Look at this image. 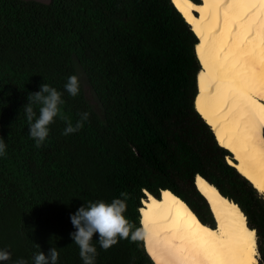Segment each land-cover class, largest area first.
Masks as SVG:
<instances>
[{"label":"trees","instance_id":"16d2710c","mask_svg":"<svg viewBox=\"0 0 264 264\" xmlns=\"http://www.w3.org/2000/svg\"><path fill=\"white\" fill-rule=\"evenodd\" d=\"M198 40L172 0H0V137L7 145L0 248L11 253L0 264H33L49 247L59 252L57 264H83L69 235L70 213L88 201L124 199L123 215L143 233V198L170 189L214 226L197 174L245 214L256 233L257 264H264V193L228 162L232 152L195 106ZM73 74L80 79L75 97L64 89ZM42 83L62 93L61 112L73 125L81 113L89 117L65 136L57 116L36 147L24 105ZM92 243L95 264H157L143 235L117 237L107 250L95 236Z\"/></svg>","mask_w":264,"mask_h":264},{"label":"bare ground","instance_id":"6f19581e","mask_svg":"<svg viewBox=\"0 0 264 264\" xmlns=\"http://www.w3.org/2000/svg\"><path fill=\"white\" fill-rule=\"evenodd\" d=\"M198 36L195 106L236 167L264 193V0H172ZM214 226L170 189L140 207L144 243L157 264H257L256 233L239 206L197 174Z\"/></svg>","mask_w":264,"mask_h":264},{"label":"clouds","instance_id":"9594fccd","mask_svg":"<svg viewBox=\"0 0 264 264\" xmlns=\"http://www.w3.org/2000/svg\"><path fill=\"white\" fill-rule=\"evenodd\" d=\"M65 91L75 97L80 92V79L76 74L70 75L64 85ZM64 103L62 93L56 88L42 83L39 90L32 92L28 97V103L24 105L25 117L28 123V134L34 139L35 146L41 147L49 134V125L59 116L66 122L63 135L79 131L83 123L88 120L89 113L83 112L73 125L71 120L61 112ZM34 105H39L38 113ZM6 143L0 137V157L6 154ZM122 196L124 194H121ZM126 211L124 199L114 198L110 203L103 200L88 201L81 204L74 213H70V221L75 231L69 235L79 247V255L83 264H95L98 255L93 245V237H96L100 247L107 250L117 243V237L129 238L133 241L142 237L143 233L131 223L123 213ZM40 249V246L37 244ZM11 253L7 249L0 248V262L9 261ZM59 252L55 247H49L47 254L39 250L33 256V264H57ZM14 264H27L23 258L17 259Z\"/></svg>","mask_w":264,"mask_h":264},{"label":"rangeland","instance_id":"374dc122","mask_svg":"<svg viewBox=\"0 0 264 264\" xmlns=\"http://www.w3.org/2000/svg\"><path fill=\"white\" fill-rule=\"evenodd\" d=\"M40 1H44V2H47L49 0H40ZM85 89H86V94L88 96V98L96 104V96L95 94L93 93V90L88 86V84L85 85ZM259 255V252L257 253V256Z\"/></svg>","mask_w":264,"mask_h":264},{"label":"water","instance_id":"95a60500","mask_svg":"<svg viewBox=\"0 0 264 264\" xmlns=\"http://www.w3.org/2000/svg\"><path fill=\"white\" fill-rule=\"evenodd\" d=\"M197 176V175H196ZM219 191V190H218ZM219 193H220V191H219ZM221 194V193H220ZM223 195V194H222ZM224 196V195H223ZM208 201V200H207ZM208 203H209V201H208ZM209 207H210V209H211V206H210V203H209ZM211 212H212V210H211Z\"/></svg>","mask_w":264,"mask_h":264}]
</instances>
